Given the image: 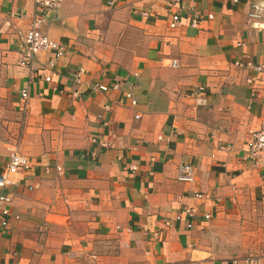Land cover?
<instances>
[{"label":"crops","instance_id":"crops-1","mask_svg":"<svg viewBox=\"0 0 264 264\" xmlns=\"http://www.w3.org/2000/svg\"><path fill=\"white\" fill-rule=\"evenodd\" d=\"M251 1L264 4L62 0L51 11L0 0V159L17 138L31 163L5 189L0 264H264V158H246L249 132L264 124V71L233 65L264 69V17L248 18ZM34 14L65 52L49 65L51 51H39L27 68L18 59ZM184 162L192 182L174 179ZM240 224L252 236L231 252Z\"/></svg>","mask_w":264,"mask_h":264},{"label":"built area","instance_id":"built-area-1","mask_svg":"<svg viewBox=\"0 0 264 264\" xmlns=\"http://www.w3.org/2000/svg\"><path fill=\"white\" fill-rule=\"evenodd\" d=\"M33 5L37 8H44L48 10H54L58 8L62 0H31ZM180 0H174V3H179ZM236 2L237 0H231ZM248 18L260 19L264 17V4L258 1H251L249 3V10L247 12ZM207 18H211V14H207ZM43 16L40 14H34L29 22L27 29L24 31L22 36L23 46L19 52L18 65L29 68L37 52L42 50H49L52 53L48 64L52 65L55 60L61 58L65 52V45L57 40L49 38L41 31V24L43 23ZM199 18H193L191 24L193 26L197 25ZM179 23V11H175L171 14L167 26L169 28H175ZM176 60L172 59L170 61V66H175ZM233 65L236 67L251 68L255 73L259 74L264 71L263 66L260 64H251L250 62H241L238 60L233 61ZM82 69L79 68L77 73L81 72ZM45 80L49 78L44 77ZM245 84L249 87L250 96H254V77L248 76L244 79ZM118 84L115 83L111 88L115 89ZM90 89L92 91L103 92L107 90V86L104 84L94 83L91 84ZM202 86H198L196 91H201ZM21 98L27 97V87L22 88L19 91ZM71 97L76 98L78 96V91L76 89L71 90ZM123 98L128 101L131 107H134L137 103L136 99L129 90L123 92ZM111 108V104H105L103 106L104 111H108ZM138 114H134V119L138 118ZM95 141V139H92ZM102 147H106L107 143L105 141H99ZM18 140L13 138L5 143V159H0V234L8 229L9 221L11 218V197L5 192V189L14 184V175L25 172L31 168V163L26 156L21 154L18 150ZM246 158L251 161H258L264 158V124L259 126V128L249 132V136L246 139ZM129 170L134 171L136 166L134 164H129ZM57 175H62V169L59 165H54L53 167ZM174 179L178 182H192L194 179L193 167L189 163H178L175 170ZM193 196L197 199H202L205 197L201 192H195ZM188 217L193 215V208H184L183 210ZM16 217V216H14ZM202 217L204 219L209 218L208 213H203ZM179 219V216L175 217ZM190 226V222L187 223V227ZM264 253V247H263Z\"/></svg>","mask_w":264,"mask_h":264},{"label":"rangeland","instance_id":"rangeland-1","mask_svg":"<svg viewBox=\"0 0 264 264\" xmlns=\"http://www.w3.org/2000/svg\"><path fill=\"white\" fill-rule=\"evenodd\" d=\"M232 231L233 232L231 233V239H232L233 248L231 252H238L241 248H244L245 245L247 244L248 236H252V235H249V231L251 230L249 229L248 226L243 227L242 224H240L239 227L234 228ZM255 234L257 235L259 239L263 238V236H261L263 235L262 233L261 234L255 233ZM258 242H259V245L257 247L263 253L264 241L259 240ZM226 251L229 252V250H226Z\"/></svg>","mask_w":264,"mask_h":264}]
</instances>
